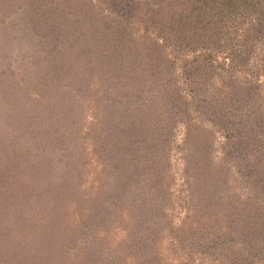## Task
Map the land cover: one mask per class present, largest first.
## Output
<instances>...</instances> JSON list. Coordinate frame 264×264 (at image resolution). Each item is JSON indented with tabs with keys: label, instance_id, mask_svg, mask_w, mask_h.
Instances as JSON below:
<instances>
[{
	"label": "trees",
	"instance_id": "16d2710c",
	"mask_svg": "<svg viewBox=\"0 0 264 264\" xmlns=\"http://www.w3.org/2000/svg\"><path fill=\"white\" fill-rule=\"evenodd\" d=\"M15 1L23 4L28 24L40 34L33 64L48 66L44 83L58 81L62 87L63 81V87L72 86V91L86 77H95L101 79V91L122 87L125 97L129 93L125 87L138 91L132 95L139 99L143 94L151 97L153 92H164L163 101L154 103L172 109V104L184 105L187 90L201 108L210 107L208 128L175 121L185 124L191 158L183 171L189 195L195 191L198 197L195 205H187L179 229L193 234V220L185 222L197 214V241L202 237L201 242L214 250L210 260L264 264V0H75V5L72 0ZM97 14L100 19L94 17ZM222 48L227 51L216 62L215 54ZM254 56L257 61L250 62ZM243 67L245 76H235ZM214 74L220 77L218 82L212 81ZM199 82L206 85L202 96L198 95L203 86ZM141 116L136 118L144 119ZM159 116L156 124L119 121L120 128L112 121H101L103 131L95 140L100 143L93 147L94 153L111 152L101 167L109 164L107 171L122 190L126 191L138 162L143 166L139 173L153 176L151 205L133 212L141 225L161 210L156 197L162 195L168 178L166 165L174 133L165 121L167 113ZM214 128L221 135L219 153L213 146ZM130 129L137 133L132 140L127 137ZM107 145L113 146L111 150ZM207 145L213 149L207 150ZM128 163L134 164L133 169L128 170ZM212 214L218 221L202 220V215ZM204 253L201 248L199 258H205Z\"/></svg>",
	"mask_w": 264,
	"mask_h": 264
},
{
	"label": "rangeland",
	"instance_id": "374dc122",
	"mask_svg": "<svg viewBox=\"0 0 264 264\" xmlns=\"http://www.w3.org/2000/svg\"><path fill=\"white\" fill-rule=\"evenodd\" d=\"M22 7L15 0L0 3V264H218L210 260L214 250L201 242L202 237L197 241V214L192 212L184 221L193 220V234L179 229L187 205L198 197L195 191L189 195L183 171L191 158L185 124L175 121L202 123L208 128L210 107L201 108L187 90L184 105L175 103L172 109L154 103L163 101L164 92H153L151 97L143 94L139 99L132 95L138 91L125 87L129 91L125 97L122 87L101 91V79L95 77H86L72 91V86L63 87V81L62 87L58 81L44 83L48 66L33 64L40 34L34 33ZM94 17L100 19L98 14ZM217 51L216 62H220L227 48ZM255 57L250 62L257 61ZM246 72L243 67L233 73L244 77ZM219 79L214 74L212 81ZM204 82L198 83L203 85L198 95L205 93ZM163 112L174 133L166 165L168 178L162 184V195L156 197L161 210L141 225L133 212L151 205L153 176L139 173L143 166L138 162L126 191L122 190L114 174L107 171L109 164L101 167L111 152L94 153L93 147L100 143L95 140L103 131L102 122L112 121L119 128V121L156 124ZM139 114L144 119H137ZM133 131L127 135L130 140L137 136ZM214 133L213 146L219 153L221 135L215 128ZM213 146L207 145V150ZM128 164V170L133 169L135 162ZM202 216L203 221L219 218ZM184 230H189L188 224ZM201 248L205 258H199ZM191 250L196 254L190 256Z\"/></svg>",
	"mask_w": 264,
	"mask_h": 264
}]
</instances>
